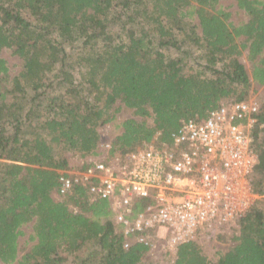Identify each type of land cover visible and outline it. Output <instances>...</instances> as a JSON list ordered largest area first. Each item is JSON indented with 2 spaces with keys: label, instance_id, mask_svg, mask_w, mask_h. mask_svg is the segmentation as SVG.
Wrapping results in <instances>:
<instances>
[{
  "label": "trees",
  "instance_id": "obj_1",
  "mask_svg": "<svg viewBox=\"0 0 264 264\" xmlns=\"http://www.w3.org/2000/svg\"><path fill=\"white\" fill-rule=\"evenodd\" d=\"M220 1L0 0L2 264H151L143 244L123 247L106 200L80 186L57 199L58 171L67 155L97 156L108 123L120 128L109 156L124 154L156 135L168 143L182 121L264 86V0H233L235 21ZM3 49L20 60L17 74ZM116 102L140 119L116 121ZM255 118L249 184L258 198L235 232L217 234L232 244L211 260L188 241L172 264H264V97Z\"/></svg>",
  "mask_w": 264,
  "mask_h": 264
},
{
  "label": "built area",
  "instance_id": "obj_2",
  "mask_svg": "<svg viewBox=\"0 0 264 264\" xmlns=\"http://www.w3.org/2000/svg\"><path fill=\"white\" fill-rule=\"evenodd\" d=\"M261 102L223 101L202 120L182 121L168 143L152 141L109 156L111 143L101 142L85 167L58 171L57 193L86 188L92 198L108 203L125 249L140 243L149 250L156 237L175 256L177 246L215 235L258 198L249 176L257 162L252 129ZM138 202L144 206L135 212Z\"/></svg>",
  "mask_w": 264,
  "mask_h": 264
},
{
  "label": "rangeland",
  "instance_id": "obj_3",
  "mask_svg": "<svg viewBox=\"0 0 264 264\" xmlns=\"http://www.w3.org/2000/svg\"><path fill=\"white\" fill-rule=\"evenodd\" d=\"M223 8L227 9L228 11L232 12L233 21L239 20L242 17L235 13L236 6L233 0H221L220 1ZM1 56L5 60L10 75H15L20 71V60L14 56L10 50L3 49L1 50ZM238 60L244 65L249 77H251V63L246 58V53H242ZM251 79V78H250ZM264 97V86L256 85L255 83L251 84L250 90L245 98H255L258 101H262ZM234 99V97H232ZM115 107H119L117 113H115L116 121H121L125 118H134L140 119L137 115L133 114V111L130 109L125 108L121 103L116 102ZM115 121V120H113ZM150 122V121H149ZM98 132L100 134L101 142L103 143H111L113 138L116 134L120 132V128L118 130L114 127L112 123H108L104 126L98 128ZM153 142L158 143L157 139L155 138ZM142 146H137L135 148H140ZM69 163L68 166L70 168H80L83 164L86 163L87 159H82L77 155H67ZM57 199L61 198L58 194L54 195ZM74 210V208H71ZM237 229L235 225H226L220 228L219 231L215 233V235L209 236L208 234L201 235L197 238V242L200 244L202 252L211 260H214L218 257L221 251L226 250L232 242L227 241V239L217 238V234L224 233L226 235H230L232 232H235ZM23 233L18 237V254L21 256L30 246V242H27L28 235L30 233V226H26L22 228ZM152 247L146 252L145 257L146 261H149L151 264H172L174 260V252L170 251L166 245V241L156 238L152 241ZM0 264H2L0 262Z\"/></svg>",
  "mask_w": 264,
  "mask_h": 264
}]
</instances>
